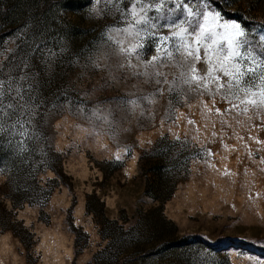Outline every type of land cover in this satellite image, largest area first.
<instances>
[{"label": "rangeland", "instance_id": "1", "mask_svg": "<svg viewBox=\"0 0 264 264\" xmlns=\"http://www.w3.org/2000/svg\"><path fill=\"white\" fill-rule=\"evenodd\" d=\"M220 1L260 45L264 0ZM27 2L13 24L0 8V80L24 96L0 104V264L264 261V113L220 102L218 115L207 95L161 94L113 67L124 94L152 102L130 104L111 128L90 120L76 102L108 70L89 58L124 40L129 0H57L46 12Z\"/></svg>", "mask_w": 264, "mask_h": 264}, {"label": "snow or ice", "instance_id": "2", "mask_svg": "<svg viewBox=\"0 0 264 264\" xmlns=\"http://www.w3.org/2000/svg\"><path fill=\"white\" fill-rule=\"evenodd\" d=\"M217 9L216 0H196L195 3L191 0H129L127 7L119 10L120 21L125 26L117 32L124 40L116 46L102 41L95 57L89 58L93 68L107 69L108 74L102 76L101 82L93 85L90 92L84 93L85 97H91L90 102H76L78 109L83 105L91 112L90 120L95 117L111 128L119 119L126 118L130 104L138 107L144 100L152 102L151 96L132 99L124 94L122 83L126 77L117 76L112 71L114 67L131 70L136 77H144L145 83L154 82L159 86L156 91L161 94L190 91L201 98L207 95L218 115H223L221 109L215 107L220 102L227 105L224 113L232 110L247 113L250 108L258 115L264 113V47L260 46L264 45V35L259 37L260 45L254 43L248 39L247 29L240 22L226 19ZM14 68L19 65H13L10 72ZM164 69L176 71L165 72ZM11 79L6 86L0 80V104L8 93L7 99L20 107L19 100L24 96L19 89L16 97L10 95ZM28 79L29 74L20 69L19 81ZM28 88L25 95L30 96L32 85ZM55 107L62 109L63 105ZM14 116L16 112H12L9 119ZM91 127L97 124L93 121ZM257 143L264 142L257 140ZM207 154L212 155L211 149ZM256 264H264V261L256 260Z\"/></svg>", "mask_w": 264, "mask_h": 264}, {"label": "trees", "instance_id": "3", "mask_svg": "<svg viewBox=\"0 0 264 264\" xmlns=\"http://www.w3.org/2000/svg\"><path fill=\"white\" fill-rule=\"evenodd\" d=\"M28 0H0V8L2 10V15L7 16L8 18H11V23L15 22V19H17L18 14L20 13V9H23V7L28 4ZM57 3V0H36V5L39 6L38 9H40L43 12H46V10L52 8ZM216 3L218 7L227 14V8L224 3H222L220 0H216ZM78 6L79 3H77ZM232 18L235 16L230 15ZM10 23V24H11Z\"/></svg>", "mask_w": 264, "mask_h": 264}]
</instances>
